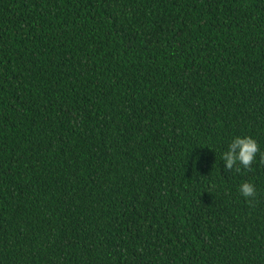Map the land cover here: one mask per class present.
I'll return each mask as SVG.
<instances>
[{"label": "trees", "instance_id": "1", "mask_svg": "<svg viewBox=\"0 0 264 264\" xmlns=\"http://www.w3.org/2000/svg\"><path fill=\"white\" fill-rule=\"evenodd\" d=\"M261 154L264 0H0V264H264Z\"/></svg>", "mask_w": 264, "mask_h": 264}, {"label": "clouds", "instance_id": "2", "mask_svg": "<svg viewBox=\"0 0 264 264\" xmlns=\"http://www.w3.org/2000/svg\"><path fill=\"white\" fill-rule=\"evenodd\" d=\"M259 153L257 141L250 136H235L227 143L220 154L224 170L231 174L233 170L240 173L242 169L250 170ZM199 159V157H196ZM264 159V154H261ZM240 195L248 201L257 197V189L253 182L245 181L239 184Z\"/></svg>", "mask_w": 264, "mask_h": 264}]
</instances>
